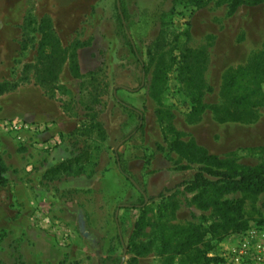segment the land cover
<instances>
[{
  "label": "rangeland",
  "instance_id": "rangeland-1",
  "mask_svg": "<svg viewBox=\"0 0 264 264\" xmlns=\"http://www.w3.org/2000/svg\"><path fill=\"white\" fill-rule=\"evenodd\" d=\"M42 18L65 58L45 87ZM0 82L33 83L71 124L70 171L23 170L29 204L0 186V264H264V191L219 197L240 201L235 229L176 186L212 157L264 172V0H0ZM3 142L9 169L24 144Z\"/></svg>",
  "mask_w": 264,
  "mask_h": 264
},
{
  "label": "trees",
  "instance_id": "trees-1",
  "mask_svg": "<svg viewBox=\"0 0 264 264\" xmlns=\"http://www.w3.org/2000/svg\"><path fill=\"white\" fill-rule=\"evenodd\" d=\"M197 4H201L203 0H194ZM263 0H229V8L234 10L238 6L248 5L253 6L261 3ZM46 18H42L39 21V31L41 33L37 46V63L35 64V82L40 86L45 87L54 80H56L57 72L64 62L63 48L50 27ZM159 40H156L155 45L159 46ZM129 45L133 54L137 57L136 49L133 43L129 40ZM138 58V57H137ZM69 63L71 64L72 73L78 75V61L77 52L73 49L69 56ZM27 66L24 67V70ZM18 87L15 83L0 82V95L12 91ZM222 169H201L193 174L190 181L182 182L193 189H199L200 192L196 195L194 200L202 208H212V211H218L219 218L224 222L222 226H230L235 229H239L242 224L234 223L235 217H232V213H236L238 216L241 214V205L238 199L234 200H221L219 197L226 195L230 192L241 191L251 194H258L264 191V172L258 168H243L236 169L231 167L226 161H218L215 157H212ZM69 162V161H68ZM67 162V159L56 164L54 167L46 169L44 176L51 175L49 179L57 176V172L61 169H71V166ZM216 165V164H215ZM217 168V167H216ZM70 171V170H69ZM68 171V172H69ZM6 167L4 165L2 156L0 154V186H4L7 183L5 177ZM208 174V177L205 175ZM211 176V177H209ZM199 236L198 233H190L187 235L186 245H190L191 242Z\"/></svg>",
  "mask_w": 264,
  "mask_h": 264
},
{
  "label": "crops",
  "instance_id": "crops-1",
  "mask_svg": "<svg viewBox=\"0 0 264 264\" xmlns=\"http://www.w3.org/2000/svg\"><path fill=\"white\" fill-rule=\"evenodd\" d=\"M4 96L8 97L7 104L2 102ZM30 102H34L35 105L38 103V105L33 107ZM49 102L52 101L44 96L42 90L37 89L33 83L20 85L16 89L0 95V116H9L11 117L10 119H23L47 125L45 132L34 138L26 139L20 149L14 150L18 162H15L5 172L6 186L10 185L12 188L14 201H23L28 204L34 201L32 200L31 191L26 188L27 179L22 177L21 173L23 170L32 171L30 177L32 176L33 179V173L36 171L42 173L46 169L70 158L67 148L68 144L65 140L71 129L70 121L60 107L54 105L53 102V105H50ZM2 141L14 142L9 137H4ZM0 154L2 159L7 161H11L13 158V153L9 157L8 154ZM69 181L72 182L71 179ZM38 185L39 188L36 189L35 193L38 194L36 199L40 202V200L44 199L46 191L42 190L39 183ZM72 185L68 187H75Z\"/></svg>",
  "mask_w": 264,
  "mask_h": 264
},
{
  "label": "built area",
  "instance_id": "built-area-1",
  "mask_svg": "<svg viewBox=\"0 0 264 264\" xmlns=\"http://www.w3.org/2000/svg\"><path fill=\"white\" fill-rule=\"evenodd\" d=\"M47 125L23 119H0V145L4 137H9L15 143H24L28 138H34L45 132Z\"/></svg>",
  "mask_w": 264,
  "mask_h": 264
},
{
  "label": "water",
  "instance_id": "water-1",
  "mask_svg": "<svg viewBox=\"0 0 264 264\" xmlns=\"http://www.w3.org/2000/svg\"><path fill=\"white\" fill-rule=\"evenodd\" d=\"M117 5H118V4H117ZM118 146H119V143L114 147V150H116Z\"/></svg>",
  "mask_w": 264,
  "mask_h": 264
}]
</instances>
